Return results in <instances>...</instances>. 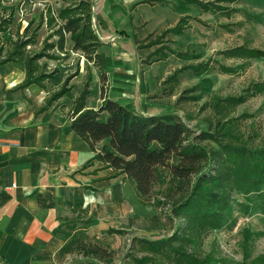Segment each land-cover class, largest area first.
<instances>
[{
	"label": "rangeland",
	"instance_id": "374dc122",
	"mask_svg": "<svg viewBox=\"0 0 264 264\" xmlns=\"http://www.w3.org/2000/svg\"><path fill=\"white\" fill-rule=\"evenodd\" d=\"M91 1L92 26L102 42L98 52L102 57L103 76L77 52L65 56L52 50L48 55L58 57V60L41 59L48 71L59 69L63 75L76 69L78 72L83 70L72 79L70 92L63 96L62 107L67 106L68 110L71 100L83 90L87 80V104L91 106L98 105L96 99L99 96H110L120 104L131 105L138 112L150 115L173 113L197 133L213 129L220 119L214 109L216 101L243 95L250 84L264 82V58L228 59L220 55L221 51L240 45L264 50V0L220 4L237 10L230 17L221 12H204L197 5H186L181 0ZM62 6L61 0L0 2V14L12 12L10 30L0 36V42L6 49L18 29L22 33L27 28V34H30L39 25L38 42L27 47L29 52H38L49 33L44 23L47 10L56 14ZM175 25L182 27L180 34H167L160 44L137 50L135 38L147 39L142 45H148L163 30ZM153 52L155 54L148 57ZM200 64H206V69L199 75L190 69L180 72L172 94H168L169 84L163 83L168 76L184 66ZM219 65L233 71L223 73ZM184 91V95L194 97V100L177 102ZM221 121L225 123L227 140L250 148L264 147V94L248 97ZM168 180L167 169H161L151 197L141 203L138 215L128 213L98 219L97 211H88L81 217L69 214L61 223L62 231H69L71 226L77 229L85 226L89 242L97 245L101 254L82 250L59 259V264H129L127 253L134 251L131 242L134 236L156 237L170 233L173 223L165 217L170 203L165 197L170 186ZM230 211L224 225L196 239L189 248L190 252L209 264H257L264 261V183L240 184L231 194ZM155 215L158 217L154 219ZM110 229L118 232L109 233ZM223 247L229 254L223 252Z\"/></svg>",
	"mask_w": 264,
	"mask_h": 264
},
{
	"label": "trees",
	"instance_id": "16d2710c",
	"mask_svg": "<svg viewBox=\"0 0 264 264\" xmlns=\"http://www.w3.org/2000/svg\"><path fill=\"white\" fill-rule=\"evenodd\" d=\"M4 1L6 0H0ZM61 1L63 6L56 14L48 9L44 16L49 33L42 40L38 52H29L27 47L38 42L39 25L30 34H27V28L22 33L18 29L6 49L5 44L0 42V66L23 63L24 79L15 90L31 84L43 87L45 82L57 86L47 95L44 105L37 112L46 110L67 95L72 88L70 80L78 75V69L69 75H63L61 70L48 71L45 64L39 63L43 58L58 59L48 55V52L56 50L64 53L66 36L72 42V51L80 53L103 76L102 57L98 52L102 42L92 26V1ZM181 1L186 5L195 4L204 12H221L230 17L237 10L220 4L230 5L239 0L205 3L200 0ZM11 23V11L0 14V35L9 32ZM181 32L182 27L175 25L163 30L148 45H142L147 39L140 41L135 38L134 43L139 51L144 46L160 44L167 34ZM54 37L56 40L50 41ZM154 54L155 52L148 57ZM220 55L228 59H260L264 58V50L240 45L221 51ZM187 69L199 75L206 69V64L184 66L174 71L163 81L164 84H169L168 94H172L178 82L177 75ZM219 69L223 73L233 71L222 65H219ZM185 92L180 94L177 102L194 100V97L184 95ZM88 94L89 85L86 80L83 90L71 102L67 113L69 121L64 131L72 132L76 139L88 144L94 154L92 160L100 161L102 169L113 171L108 178L124 175L143 204L151 197L153 184L160 170L166 168L169 174L170 186L165 191V197L170 203L165 217L173 223L171 232L156 237L134 236L131 240L134 251L127 253L129 264H209L190 252L191 244L204 234L224 225L231 214V194L240 184L252 186L264 183V147L250 148L227 140L224 133L225 123L221 119H225L248 97L264 94V82L250 84L243 95L227 96L216 101L214 109L220 114V119L216 121L213 129L208 128L197 133L173 113L145 114L136 111L129 104H120L103 97L96 109L88 108ZM242 181L244 182L241 183ZM87 213L82 195L79 189H75L71 214L81 217ZM157 217L155 215L154 219ZM84 228L85 226L79 229L69 227L73 236H70L69 231L63 232L65 243L58 251V259L82 250L95 255L101 254V249L89 242ZM108 232L118 231L110 229ZM257 264H264V261Z\"/></svg>",
	"mask_w": 264,
	"mask_h": 264
},
{
	"label": "crops",
	"instance_id": "0c3cea01",
	"mask_svg": "<svg viewBox=\"0 0 264 264\" xmlns=\"http://www.w3.org/2000/svg\"><path fill=\"white\" fill-rule=\"evenodd\" d=\"M69 52L66 36L60 54ZM23 79L22 62L0 66V264H59L61 223L71 214L75 189L98 219L138 215L141 201L124 175L108 178L113 171L92 160L88 144L64 131L69 119L63 97L37 112L57 86L15 90ZM103 98L96 106L86 98V107L96 109Z\"/></svg>",
	"mask_w": 264,
	"mask_h": 264
},
{
	"label": "built area",
	"instance_id": "2783aa9c",
	"mask_svg": "<svg viewBox=\"0 0 264 264\" xmlns=\"http://www.w3.org/2000/svg\"><path fill=\"white\" fill-rule=\"evenodd\" d=\"M223 252H225V253L229 254V251H228V249H226L225 247H223Z\"/></svg>",
	"mask_w": 264,
	"mask_h": 264
}]
</instances>
